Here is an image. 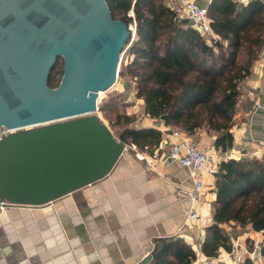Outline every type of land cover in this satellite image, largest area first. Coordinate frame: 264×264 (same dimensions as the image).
<instances>
[{
	"label": "water",
	"instance_id": "water-1",
	"mask_svg": "<svg viewBox=\"0 0 264 264\" xmlns=\"http://www.w3.org/2000/svg\"><path fill=\"white\" fill-rule=\"evenodd\" d=\"M131 35L107 0H0V127L33 126L0 141L1 201L48 205L111 172L126 145L99 101Z\"/></svg>",
	"mask_w": 264,
	"mask_h": 264
},
{
	"label": "trees",
	"instance_id": "trees-1",
	"mask_svg": "<svg viewBox=\"0 0 264 264\" xmlns=\"http://www.w3.org/2000/svg\"><path fill=\"white\" fill-rule=\"evenodd\" d=\"M107 1L115 19L136 24V37L119 76L133 82L136 96L143 102V114L156 125L188 136L205 130L214 136L216 150H231L241 84L252 73L264 47V0H211L210 24L219 37L214 42L189 20L178 17L169 0ZM61 60L50 75L52 87L63 75V67L57 68ZM123 102L121 95H111L99 105V112L104 114L109 104L118 106L121 142L154 152L162 141V130L137 125L136 115L120 110ZM213 174L214 222L205 227L201 244L207 257L217 256L221 249L232 250L231 237L223 226L226 223L249 225L264 233V160L222 159ZM260 253L264 258V240ZM196 258V249L184 238L165 236L154 239L147 264H194Z\"/></svg>",
	"mask_w": 264,
	"mask_h": 264
},
{
	"label": "crops",
	"instance_id": "crops-1",
	"mask_svg": "<svg viewBox=\"0 0 264 264\" xmlns=\"http://www.w3.org/2000/svg\"><path fill=\"white\" fill-rule=\"evenodd\" d=\"M197 1L209 5L211 0ZM121 80L111 89L124 100L120 110L136 115L141 120L137 125L161 129L160 145L154 152L125 149L107 176L48 205H10L0 211V264H147L154 239L165 236L188 241L197 251L194 264H225L235 254L251 262L248 250L264 240V233L234 222L223 225L231 251L221 249L215 257L202 253L205 227L214 222L215 176L201 170L205 188L199 203L187 196L194 184L190 170L178 161H159L168 150L171 128L146 117L133 82ZM241 90L231 150H216L214 136L205 130L190 137L221 158L264 160V47ZM144 154L154 156L152 165L139 157ZM195 208L197 217L192 218Z\"/></svg>",
	"mask_w": 264,
	"mask_h": 264
},
{
	"label": "built area",
	"instance_id": "built-area-1",
	"mask_svg": "<svg viewBox=\"0 0 264 264\" xmlns=\"http://www.w3.org/2000/svg\"><path fill=\"white\" fill-rule=\"evenodd\" d=\"M238 1L247 2L249 0ZM169 4L176 12L178 17L189 20L192 26H194L202 35L206 36L209 41L214 42L219 38L211 28L210 23L212 19L209 14L208 5H202L197 0H169ZM129 25L132 32L131 40L122 52V56L130 46L133 39L136 37V24L130 23ZM101 101L102 97L99 101V104ZM100 118L102 119L101 116ZM32 127L33 126L8 128L6 126H1L0 141L13 132L30 129ZM169 132L170 133L168 134L167 139L168 150L165 156L162 157L159 161H162L163 163H166L168 161H178L181 165L190 170L189 175L194 184L193 188L187 191V196L197 204L200 201V193L205 188L204 182L198 173L204 169L214 173L218 169L219 163L222 159H227L235 156L225 154V156L221 158L217 152L206 149L192 137L182 133L180 130L174 129ZM128 146L131 149L137 150L136 145H126V149L128 148ZM139 157L146 160L150 165L153 164L154 156L144 154L140 155ZM8 206L10 205L0 200V211L6 209ZM190 217H197L196 208L191 212ZM248 251V254L254 257L251 262H248L243 255L235 254L234 257L225 264H262L263 257L260 253V244L257 243V245L253 249ZM212 262L213 261H210L206 264H213Z\"/></svg>",
	"mask_w": 264,
	"mask_h": 264
},
{
	"label": "rangeland",
	"instance_id": "rangeland-1",
	"mask_svg": "<svg viewBox=\"0 0 264 264\" xmlns=\"http://www.w3.org/2000/svg\"><path fill=\"white\" fill-rule=\"evenodd\" d=\"M127 56H128V50L123 54V56H122V61H121V63L123 62V61H125V59L127 58ZM121 66V65H120ZM63 67V61L61 60L60 62H59V65H58V69H61ZM121 78L122 77H118V81H117V83L116 84H118L119 83V81H122L121 80ZM112 89V88H111ZM111 89H109L108 91H105L103 94H102V101L100 102V104L99 105H101V104H103V102L106 100V99H108L111 95H114L113 93V91H111ZM101 112V113H100ZM98 114L102 117V119H103V121L106 123V124H108L109 126H110V128H113L112 130H113V132H114V134L116 135V137H118L119 139H120V137H119V129H121L123 126H119L117 123H116V121H117V113L119 112V109H118V106H113V105H111V104H109L108 106H107V108H106V110H105V113L103 114V112L102 111H100ZM140 114H141V112H140ZM137 123H141V120L140 119H138L137 118ZM111 125H110V124ZM116 123V124H115ZM112 126V127H111ZM128 148H129V146H128Z\"/></svg>",
	"mask_w": 264,
	"mask_h": 264
},
{
	"label": "bare ground",
	"instance_id": "bare-ground-1",
	"mask_svg": "<svg viewBox=\"0 0 264 264\" xmlns=\"http://www.w3.org/2000/svg\"><path fill=\"white\" fill-rule=\"evenodd\" d=\"M102 94L104 93V92H101Z\"/></svg>",
	"mask_w": 264,
	"mask_h": 264
}]
</instances>
